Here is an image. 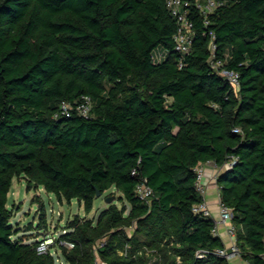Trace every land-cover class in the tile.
<instances>
[{"label": "trees", "instance_id": "obj_1", "mask_svg": "<svg viewBox=\"0 0 264 264\" xmlns=\"http://www.w3.org/2000/svg\"><path fill=\"white\" fill-rule=\"evenodd\" d=\"M168 1L0 0V264H56L17 236L15 177L87 212L98 191L121 192V206L67 221V264H229L215 220L193 208L196 167L230 159L220 197L240 256L264 264V0H221L207 20L191 0L185 56ZM212 43L237 89L211 66ZM82 95L90 116L56 117ZM143 178L149 201L135 191Z\"/></svg>", "mask_w": 264, "mask_h": 264}, {"label": "built area", "instance_id": "obj_2", "mask_svg": "<svg viewBox=\"0 0 264 264\" xmlns=\"http://www.w3.org/2000/svg\"><path fill=\"white\" fill-rule=\"evenodd\" d=\"M195 5L199 11V13L207 20V17L210 13H213L218 6L222 5L221 0H195ZM192 5L191 0H169L168 6L172 13V15L178 21L179 27L177 31V35H175L176 42V50L179 51L180 54L186 55L190 52L193 40V28L194 23L192 18L189 17L190 7ZM215 36V35H213ZM215 49L216 46L214 43L211 44L210 50L212 56L209 60L211 66L214 69H217L220 75L225 77L234 89H237L239 86V74L236 71H230L224 67L225 61L222 59L215 58ZM161 58L162 55H159ZM183 63H181V66ZM78 102L72 103L68 101H62L59 105V109L56 113V117L66 116L70 117L74 113H78L82 116H90L91 110L93 108V98L90 95H82ZM235 132H239L240 129H234ZM234 160L227 162L223 167L231 168L234 164ZM196 171V189L199 194L203 196V200L201 203L195 204L193 210L198 214H202L206 217H212L211 209L208 205V202L205 200V195L207 192V187L205 183V172L204 167L202 165H198L195 169ZM136 170H133V174H136ZM137 195L142 199L149 201L154 196L153 188L148 184L146 178L141 179L135 189ZM219 209H220V218L216 221L214 226V234H219L220 225H228L229 233L234 238L235 242L232 246L231 251L228 249H219L218 254L228 258L231 255H240L239 248L236 244V228L233 224V211L232 208L226 205L221 199L219 201ZM66 230L63 229L61 233H65ZM64 246L69 249H74L75 243L72 241H68L65 239H61V234L52 235L44 237L43 239H38V250L40 253H48L50 252L52 255L56 256V264H67L66 260L60 255V251L58 247Z\"/></svg>", "mask_w": 264, "mask_h": 264}, {"label": "rangeland", "instance_id": "obj_3", "mask_svg": "<svg viewBox=\"0 0 264 264\" xmlns=\"http://www.w3.org/2000/svg\"><path fill=\"white\" fill-rule=\"evenodd\" d=\"M160 51L157 49L154 52L157 59L160 58ZM164 56L165 53L160 59ZM27 181L24 177H15L8 198V206L12 211L11 221L19 232L17 236L23 237L27 242H37L39 238L61 234L67 221L75 215L92 218L97 216L108 205L107 195H111L119 206L122 205L119 201L121 192L112 187L104 195L96 198L92 211L87 212L77 199L59 200L55 194L48 193L44 188L35 186L28 188Z\"/></svg>", "mask_w": 264, "mask_h": 264}, {"label": "crops", "instance_id": "obj_4", "mask_svg": "<svg viewBox=\"0 0 264 264\" xmlns=\"http://www.w3.org/2000/svg\"><path fill=\"white\" fill-rule=\"evenodd\" d=\"M200 165L204 167L205 172V183L207 187L205 200L208 202L211 209L213 219L217 221L220 218L219 201L221 199L219 191L220 186H218L217 183V176L222 170H224V167L218 166L214 161H207L201 163ZM218 235L222 239L225 249L231 251L235 240L229 233L228 225H220ZM227 259L229 264H250L240 255H231Z\"/></svg>", "mask_w": 264, "mask_h": 264}, {"label": "water", "instance_id": "obj_5", "mask_svg": "<svg viewBox=\"0 0 264 264\" xmlns=\"http://www.w3.org/2000/svg\"><path fill=\"white\" fill-rule=\"evenodd\" d=\"M101 196H102V193H101L100 191H98V192H97V197H101ZM106 199H107L106 201H107L108 203H110L111 201H113V198H112V197H107Z\"/></svg>", "mask_w": 264, "mask_h": 264}]
</instances>
